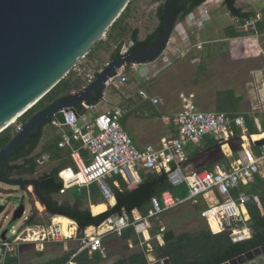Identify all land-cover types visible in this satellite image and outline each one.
I'll use <instances>...</instances> for the list:
<instances>
[{"label": "trees", "instance_id": "1", "mask_svg": "<svg viewBox=\"0 0 264 264\" xmlns=\"http://www.w3.org/2000/svg\"><path fill=\"white\" fill-rule=\"evenodd\" d=\"M142 0H131L120 17L109 28L104 38L89 51L83 58L86 59L85 68H92L97 63L95 69L98 75L106 64L120 58L122 49L125 44L133 42L128 52L138 48L156 44L163 35L164 30V8L167 0H151L159 3L156 16L158 24L144 38H140L141 29L132 26L129 19L133 17L134 11ZM207 0H175L169 9L170 16L174 20L173 31L176 26L184 22L186 18L197 10ZM223 4L228 12L235 19V22L225 27L227 38H239L264 33V8L261 17L257 19L256 11H247L237 4V0H223ZM249 19H257L255 26L245 28V23ZM102 51L109 52V60L103 61L101 58ZM130 71L128 67L125 73ZM87 86L84 74L72 69L70 73L63 78L50 92H48L36 105L20 116L17 121L0 133V151L3 150L17 135V123H26L36 112L60 100H65L81 93ZM112 86V85H111ZM232 90L217 92V111H226L231 114H237L236 107L228 104L229 95ZM139 95V93H138ZM100 95L95 97V104L99 103ZM85 109L83 103L77 106V110L82 113ZM247 120L248 133L259 132L254 117L251 114L244 115ZM122 125L125 124V117L121 119ZM264 131V118L261 120ZM52 124V118H47L41 124L38 133L33 135V140L24 143L16 152H14L8 161L6 177L28 181L29 176H33L38 171L41 158L48 154L49 159L58 164L50 171H45L39 176L37 190L41 199L48 206L52 214L63 215L75 220L79 226V235H83V230L90 226H98L107 218L114 214H127L131 221L136 219V214L145 216L152 207V198L161 195L164 191L170 190L177 197H186L189 194L188 186L182 184L173 186L166 172L155 170L141 169V181L138 184H131L122 174H114L106 179L108 186L114 194L116 203L109 209L101 211L94 215L89 204H98L105 201L102 189L99 183H92L88 186H73L68 190V199L58 200L55 195L61 194L64 189V182L60 178V171L72 164L69 155L74 148H80L87 160L89 152L82 147L79 142H74L71 147L63 148L60 141L63 139L64 132L56 131L54 135L47 139L42 145L41 141L45 136L46 127ZM71 133L70 129H66ZM242 134V130L235 128V135ZM206 147L215 145L219 141L214 138H207ZM41 149L37 151L39 146ZM201 147L190 145L187 148L189 159L194 157ZM223 162H227L226 159ZM212 168V166H209ZM240 192H245L252 197L258 195L261 199V207L257 202L251 199L247 203L250 215V225L253 228L252 237L243 242H233L228 232L222 231L214 233L209 227L203 226L200 229L183 230L176 234V237L161 245L158 241V235L166 232L168 229L157 224L152 229L151 235L155 241L151 240L152 248L148 243L138 235L133 225L125 228L121 236L110 235L105 238L104 244L107 248V256L104 257L100 252H90V250H80L79 248L71 249L61 255L47 258L43 261L33 264H103L107 259L112 260L111 264H165L164 261L169 259L171 264H221L227 260L236 257L238 254L251 249L261 248L264 251V178L258 176L249 184H241L240 187L233 191L237 196ZM73 199V201L71 200ZM102 199V200H101ZM94 211L97 207L92 206ZM93 211V212H94ZM199 214L201 207L196 210ZM97 212V211H95ZM37 210L26 220V225H37ZM153 239V238H152ZM138 246L134 249L131 247ZM24 246V245H23ZM39 256H44V251H37ZM152 254L154 261L149 259ZM4 264H25L19 252H9L5 258Z\"/></svg>", "mask_w": 264, "mask_h": 264}, {"label": "built area", "instance_id": "2", "mask_svg": "<svg viewBox=\"0 0 264 264\" xmlns=\"http://www.w3.org/2000/svg\"><path fill=\"white\" fill-rule=\"evenodd\" d=\"M212 5V0L204 2L186 18V24L193 28H202L205 19L209 17V9ZM258 18L260 17L257 16ZM257 19L247 20L245 28L255 26ZM176 30L185 35L186 26L181 22L176 26ZM132 44L133 42H130L123 46V55L128 53ZM166 58L167 56L164 55V61ZM147 65L134 64L132 67H138V72L142 76H147L149 80L156 76V73L154 71V74L150 75ZM74 69L85 75L87 86L97 77L95 71H86V68L80 64ZM127 81L125 69H122L111 78L107 86L124 85ZM139 93L144 99H150L155 104L160 102L158 97L152 96L147 90L142 89ZM104 96L105 90L102 98ZM96 105L98 104H89L87 107L93 109ZM63 112L66 118L65 124L55 117L52 118L53 126H67L71 131L64 133L60 146L67 148L71 147L73 142H79L89 152L90 157L88 161L79 148L72 150L70 156L73 166L63 168L59 173L64 182L63 191L73 186L83 187L96 182L100 184L104 196L110 199L113 194L106 182L109 176L122 174L127 181H134L138 180L141 169L166 172L173 186L186 184L189 190L186 197H177L170 190L164 191L160 196H154L149 213L145 216H137L134 221H131L127 214H120L118 219H114V214L100 225L86 228L83 230V235H79L80 250L100 252L106 257L105 238L110 235L121 236L123 230L130 225H133L136 233L146 241V237L150 236L153 229L155 218L187 202H197L200 196L209 192H214L216 201L202 208L200 212L209 229L214 233L228 232L233 242H243L252 237L253 228L250 225L247 203L253 199L261 207V199L258 195L252 197L245 192L235 196L233 191L241 184L253 182L258 176L264 178V143L260 144L258 151L244 146L238 151L239 155L234 160H229L228 163L221 161L212 168L198 170L183 166V163L189 160L187 148L190 145L199 146L209 137L227 144L226 142L234 137L236 127L242 130L240 135L247 139L249 135L247 120L243 114L201 110L195 101L185 99L182 111L175 116L166 117L175 125L178 134L173 138L165 139L161 148H156L152 144L141 148L122 125L124 110L120 106L108 104L103 110H96L95 117H89L86 112L77 115L75 111L66 108ZM24 125L18 122L17 131L22 130ZM42 161L43 159L40 160ZM55 219L48 226L26 225V220L23 227L16 228L13 225L7 233V238L0 241V264H4L9 252L17 250L23 243H35L39 238L43 242L50 241L51 238L55 242H60L77 235L75 231L78 228L72 235H66L63 224L55 222ZM68 229H71V225ZM37 234L40 235L39 238H36ZM158 241L161 245L165 244L163 233L158 235Z\"/></svg>", "mask_w": 264, "mask_h": 264}, {"label": "water", "instance_id": "3", "mask_svg": "<svg viewBox=\"0 0 264 264\" xmlns=\"http://www.w3.org/2000/svg\"><path fill=\"white\" fill-rule=\"evenodd\" d=\"M130 1L0 0V133L8 128L12 121L36 105L74 69L97 42L106 36ZM174 1H166L163 35L156 44L138 48L109 62L81 93L36 112L13 140L0 151V165L5 167L10 156L18 148L32 141L33 135L38 133L47 118L55 117L65 124L63 109H71L80 115L77 106L84 102L94 105L95 97L103 93L118 71L134 64H148L157 60L166 50L173 33L174 20L169 9ZM226 143L218 142L201 149L194 157L184 162L183 166H193L198 170L213 166L225 159L226 145L233 153L244 147L241 135L232 137ZM259 143H264V138ZM0 181L11 185L32 184L35 195L48 209L39 196L37 182L18 183L4 178ZM7 207L8 205L0 200V215ZM111 207L109 203L108 208ZM26 210L27 205L22 201L14 210L11 223L21 219ZM119 216L120 214H115L114 219ZM10 229L2 231V240L7 238ZM175 237L173 230H167L163 234L165 243ZM249 253L254 257L261 254L262 249L257 248ZM247 255L241 254L221 264H238L239 259ZM164 263L171 264L169 259Z\"/></svg>", "mask_w": 264, "mask_h": 264}, {"label": "rangeland", "instance_id": "4", "mask_svg": "<svg viewBox=\"0 0 264 264\" xmlns=\"http://www.w3.org/2000/svg\"><path fill=\"white\" fill-rule=\"evenodd\" d=\"M213 5L209 9V16H211V20L201 29L193 28L192 26H189L186 24V21L183 22V24L186 26V32L185 35L183 33H179L182 37L176 36V43L178 45V42H180L179 46L177 47V54L182 55L185 52V56H181L178 58V56L173 57V63L172 65L166 67L165 61H163L164 53L154 62H151L147 65V70L150 71V75H153L156 73V76L151 77V79H147V76H142L141 73L138 72V67H132L130 66V71L126 72L128 81L121 87L124 88H131L134 89L136 92H138L141 89L147 90L152 96H158L160 98V102L157 104V108H164L167 106V104H170L172 102L171 95L172 92L177 90L179 92V95H182V93H185L187 97L191 93H196V86L197 81L203 76L204 83L208 84V88L211 87V80H212V70H211V64H206L205 58L206 56L211 57L213 53H220L221 55H224V63L228 64V54L231 53L232 49L234 50L235 47L241 48V46L244 45V42L239 41L236 44H232L230 40L226 39L225 34V27L233 22H235V19L231 16V14L228 12L227 8L223 4V0H212ZM237 4L242 7L243 9L247 11H256L258 14H261L262 9L264 8V0H237ZM159 3L151 2V0H142L138 4V8L134 11V15L132 18L129 19V23L132 26H137L141 29L140 32V38H144L152 29L156 27L159 20L156 16V10ZM198 16V14H197ZM193 28V29H192ZM259 36V43H261L264 40V35L258 34ZM253 36V34L249 35ZM247 36V37H249ZM104 38V37H103ZM189 40L191 41V45L189 47H186L182 40ZM209 41V43H205L203 50H199L200 47H198L200 42ZM246 44V41H245ZM263 47H264V41H263ZM214 48V49H213ZM218 48V49H216ZM168 51V47L166 49ZM164 51V52H166ZM203 54L204 61L206 67L201 68L202 62L196 60L197 56ZM242 54V53H241ZM109 56V52L102 51L101 58L103 61H106ZM264 59L259 58L256 60V63L258 65H263ZM86 59H82L78 64L85 67L86 66ZM158 64L157 69H155L154 73L151 69L148 67H151L153 64ZM97 67V63H95L92 68H86V71H95ZM153 73V74H152ZM225 84H227V76L225 74ZM210 90V89H209ZM157 91H159L157 93ZM200 96L195 97V100L198 104V99ZM164 102H163V100ZM200 101L199 99V108L201 110H210L208 108V104L206 101L209 102V96L208 99L206 98ZM182 107V108H181ZM156 108V110H157ZM181 111L183 109V101L181 97V103H180ZM160 118H157L159 120ZM15 123V122H14ZM56 131L52 129L50 126L46 128L45 136L43 137L41 141V145L49 138H51ZM206 141L203 140L201 142V145H205ZM41 145L37 149L39 151L41 149ZM237 154H234L233 160L235 159ZM58 162H53L49 159L47 155L43 157V161L40 162V166L38 167L37 175L43 174L45 171H50L52 168H54ZM139 181H131V184H137ZM0 188L5 189V199L6 204H8L7 209L4 213L0 215V241H1V233L5 229H10L12 227V224L15 225L16 228L23 227L25 224L26 218L30 216V214L33 212L34 209L37 210V219L40 221L41 224H44L45 226H48L52 223L51 220V213L48 211V209L45 206L44 210H40L36 202L40 201L39 198L35 195L33 191V185H28V191L32 194V199L30 197V194L26 192L24 202L27 205L26 213L23 215L21 219H18L17 221L11 223L13 212L15 208H17L20 204L21 198L23 196V190L21 187L6 183H0ZM103 193V192H102ZM104 195V194H103ZM57 199L59 200H65L68 198V191L61 194L55 195ZM105 197V196H104ZM104 199V198H102ZM101 199V200H102ZM32 200L34 201L32 203ZM73 201V199H71ZM105 201L98 204L99 207L105 206L109 201L105 198ZM200 200L197 202H187L177 208H174L170 210L169 212H166L159 217L155 218L153 221V229L157 226V224L167 228L168 230H173L175 234H178L179 232L183 230H193L196 231L200 229L203 226H206V222L202 219L201 215L196 211L198 207H201ZM33 206V208H32ZM94 206V205H93ZM77 234L76 236L73 235L71 238H68L64 241L55 242L51 238L50 241H41L39 238V234L36 235L37 241L35 243L28 242L23 243L15 252H19L21 254V257L23 258L25 263L33 264L40 261H43L47 258L55 257L58 255L63 254L64 252L76 249L81 246L80 240H79V229L75 231ZM11 234H9L10 236ZM152 241H155V238L153 237ZM45 244V248L41 249V244ZM24 245V246H23ZM39 245V247H38ZM37 251H44V256H39L37 254ZM112 260L107 259L103 262V264H111Z\"/></svg>", "mask_w": 264, "mask_h": 264}, {"label": "crops", "instance_id": "5", "mask_svg": "<svg viewBox=\"0 0 264 264\" xmlns=\"http://www.w3.org/2000/svg\"><path fill=\"white\" fill-rule=\"evenodd\" d=\"M257 15L259 17H261V14H257ZM210 20H211V16L206 18L204 21V26ZM177 35L179 37H182L179 34L178 30H176V28H175V30L172 33L170 42L167 45L168 51L165 50L166 52L164 53V55L167 56L165 63H164L166 67L172 65L173 57L178 56V58H180L181 56H185V54H186L185 52H183L184 54H182V55L177 54V47L180 44V42H178V45L176 43V36ZM261 35H264V33H261ZM258 36L259 35L257 34V35H253V36H249V37L245 36V37H239V38H226V39L230 40L232 44H236L237 42L242 41V42H244V45L241 46V48L236 46L234 50L232 49L231 53L228 54V64L223 62L224 61V59H223L224 55H221L220 53H213L211 55V57L206 56L205 62L207 65L211 64V70H212V80L210 83L211 87L208 88V84L203 85L205 78L202 76L199 79V81H197V86L195 88L196 93L195 92L191 93L189 95V97H187L185 95V93H182V95H179V92L177 90H175L172 92V95H171L172 96L171 97L172 102L170 104H167V106L164 108L163 107L161 109L157 108V104L153 103L152 100L144 99L139 93L140 90L138 92H136L134 89L132 90L131 88H124V87H121L123 85L114 84L112 86L108 85L105 88L104 98H102V94H101L100 95V101H99V103H97L98 105H96L93 109L87 107V105L90 104L89 102H84L83 104L85 106V109L83 112H86L89 117H95L96 116V110H103L108 104L120 106L124 110L123 117H125V124L123 126L127 130V132L132 136V138L137 143V145L141 148H144L145 146L152 144L156 148H161L162 143L165 139L173 138L178 134V131H177L175 125L171 121H168L166 119V117L175 116L177 113H179L181 111V108H182V107L180 108L181 97H182L183 108H184L185 99L193 100L196 102L195 97L197 94V96H200L199 97L200 101L203 102L202 100H204L205 98L207 100L208 96H209V102L206 101V103L208 104V108H210V110H206V111H217V92L224 91V90H232L233 93L229 95V99H230L229 101L230 102L228 104H232V106L234 105L237 109L236 111L240 114H243V115L251 114L254 117L255 123L259 129V132L248 133L250 138H249V136L247 139L243 138L244 139V146L245 147H251L253 150L258 151L259 146H260L259 141L264 138V135H261L262 133H264V131L262 129V123H261V120L264 118V63H263V65H258L256 63V60H258L259 58L264 59V47L262 45L264 40L261 43H259V37ZM182 41H184L183 44L186 47H189L191 45V41H189V40L185 39ZM245 41H246V44H245ZM205 43H209V41H204V42L199 43L201 46V47L198 46V47H200L199 50H203ZM216 49H218V48H216ZM104 53H105V51H104ZM203 56H204L203 54L198 55L196 60L200 61L199 63H201L202 61H204ZM108 60H109V56H108L106 61H108ZM163 61H164V59H163ZM201 66H202L201 68L206 67L205 63H203V62H202ZM157 67H158V64L156 63V64H153L151 67H148V68L154 72V70L157 69ZM225 74L227 76V82H228L227 84L224 83L225 82V79H224ZM205 81H206V79H205ZM158 92L159 91H157V93ZM138 93H139V95H138ZM154 97H158V96H154ZM199 99H198V104L200 103ZM162 100H163V98H162ZM163 102H164V100H163ZM94 105H95V103H94ZM156 108H157V110H156ZM224 112H226V111H224ZM157 118H160V119L157 120ZM49 126L53 129L52 124ZM54 127H56V126H54ZM57 128H60L58 130L61 132H64V133L66 132V129H68L67 126L57 127ZM255 135H260V136L258 138H255L254 137ZM234 136H237V135H234ZM73 143H72V145H73ZM205 145H206V143H205ZM205 145L203 146L200 144L199 146L201 147V149H203V148H206ZM225 150H226L225 159L228 162H229V160L230 161L233 160V158L231 159V157H233L234 154H237L236 157L239 155L238 152H235L232 154L231 150L229 149V147L227 145L225 146ZM46 155L49 156L48 154H46ZM43 157L41 158V160L43 159ZM69 158L71 159L70 155H69ZM71 161H72V159H71ZM70 166H73V161H72V164ZM187 169H194V167L193 166H187ZM135 181H139V182L141 181L140 171H139V175H138V180H134L133 182H135ZM128 182H130V181H128ZM70 188H66L64 191L62 190V193L67 192ZM112 197H114V196H112ZM215 197L216 196H215L214 192H209L208 194H206L204 196H200L199 200L201 203L200 204L201 209L204 207H207L212 202H215L216 201ZM68 198H66V199H68ZM105 198L106 197H104V199ZM114 199H115V197H114ZM107 200L110 203L111 198L107 199ZM62 201H64V200H62ZM115 201H116V199H115ZM39 203H40L41 207H39ZM100 203H102V202H100ZM100 203H98V204H100ZM115 203L116 202L110 203V204H111V206H113ZM98 204H92V203L89 204L92 213L94 211V209L92 207L93 205H95L97 207V210H95V211L99 210L100 207L98 206ZM36 205L40 210H43L42 206H44V205L40 201H37ZM107 209H109V208H107ZM34 210H36V209H34ZM51 215H52L51 220H53L54 218H56L58 216H63V215H56V214H52V213H51ZM136 216H140V215L137 213ZM69 219H71V218H69ZM203 220L205 221V219H203ZM73 221L75 223V228L79 229L77 222L75 220H73ZM40 224H38V225H40ZM206 225H207V222H206ZM40 226H45V225L41 224ZM71 227H72V225H71ZM151 238H153L151 234H150V236L146 237V241L149 244V247H152V245L150 243L152 240ZM40 246H41V249L45 248L44 243H42ZM38 247H39V245H38ZM131 247L134 249L138 248V246L134 247L132 243H131ZM149 259L151 261L155 260V258L153 257L152 254L149 255ZM23 262H24V260H23ZM25 264H27V263H25ZM69 264H75V263L70 262Z\"/></svg>", "mask_w": 264, "mask_h": 264}, {"label": "flooded vegetation", "instance_id": "6", "mask_svg": "<svg viewBox=\"0 0 264 264\" xmlns=\"http://www.w3.org/2000/svg\"><path fill=\"white\" fill-rule=\"evenodd\" d=\"M6 170H7V165L5 166V167H3L2 165H0V179L1 178H4V179H10L11 181H15V182H24V183H26L25 182V180H20V179H17V178H15L16 177V175H12L11 176V178H9V177H6L5 176V174H6ZM38 179H39V175H37L36 173L33 175V176H29L28 177V181H33V182H37V186H38ZM0 183H4V182H1L0 181ZM16 186H19V187H21L22 188V190H23V194H25L26 192H28L29 194H30V197H31V199H32V194L28 191V185H26V184H23V185H16ZM4 190L5 189H2V188H0V200L4 203V204H6V199L4 198L5 197V195H4ZM23 202H24V199L22 200ZM22 201H20V204H21V202ZM34 201L32 200V203H33ZM25 203V202H24ZM8 205V204H7ZM16 209V208H15ZM257 249V248H256ZM253 250H255V249H251V250H248V251H246V252H243V253H240V254H238L236 257H239L241 254H248L249 252H251V251H253ZM252 253H249V255L250 256H246V257H241L240 259H239V263L238 264H264V251L262 250V253L261 254H259V255H256V256H252L251 255ZM235 258V257H234ZM233 259V258H232Z\"/></svg>", "mask_w": 264, "mask_h": 264}, {"label": "bare ground", "instance_id": "7", "mask_svg": "<svg viewBox=\"0 0 264 264\" xmlns=\"http://www.w3.org/2000/svg\"><path fill=\"white\" fill-rule=\"evenodd\" d=\"M17 119H18V118H17ZM17 119H16L15 121H12L11 124H13L14 122H16ZM261 135H264V133H262ZM259 136H260V135H255L254 137H255V138H258ZM114 202H116L115 199H114V197H111L110 203H114ZM39 207H41L40 203H39ZM107 208H108V203H107L105 206L100 207L99 210H98L97 212H93V213H94V214H97V213H99L100 211H104V210H106ZM42 209L44 210L45 207L42 206ZM55 222H60V223L63 224V231H64V233H65L66 235H69V234L72 235L73 232H74L75 229H76V228H75V223H74V221H73L72 219H69V218L66 217V216H58V217H56ZM69 225H72V227H71L70 230L68 229V226H69Z\"/></svg>", "mask_w": 264, "mask_h": 264}]
</instances>
